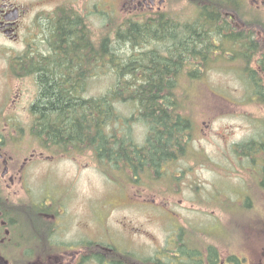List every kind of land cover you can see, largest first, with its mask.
Masks as SVG:
<instances>
[{"label": "flooded vegetation", "instance_id": "flooded-vegetation-1", "mask_svg": "<svg viewBox=\"0 0 264 264\" xmlns=\"http://www.w3.org/2000/svg\"><path fill=\"white\" fill-rule=\"evenodd\" d=\"M184 5L195 10L192 23L183 20ZM105 16L133 26L160 21L158 30H132L133 35L160 34L159 44L150 40L144 48L160 49L164 60L170 52H192L176 60L170 76L175 84L193 79L192 70L211 65L221 55L236 58L256 52V91L250 96L258 115L252 144L257 149L253 154L259 190L264 192V0H0V264H244L246 257L218 253H203L194 260L178 252L183 244L170 257L166 242L144 258L117 244L121 235L116 237L114 231H119L105 221L113 206L110 212L97 207L91 217L84 211L86 220L78 221L83 232L69 239L70 184L49 176L52 167L72 159L70 137L59 141L54 129L46 136L41 129L42 99L45 88L60 96H90L88 86L104 75ZM162 74L168 78L166 67ZM160 97L165 114L166 96ZM247 159H253L252 153ZM167 164L159 166L158 176ZM144 173H127L129 197L135 200L128 203L158 209L155 200L132 191ZM160 212L169 214L166 209ZM116 227L129 245L130 238L143 236L128 223ZM96 228L101 230L94 232Z\"/></svg>", "mask_w": 264, "mask_h": 264}, {"label": "rangeland", "instance_id": "rangeland-1", "mask_svg": "<svg viewBox=\"0 0 264 264\" xmlns=\"http://www.w3.org/2000/svg\"><path fill=\"white\" fill-rule=\"evenodd\" d=\"M180 13L189 23L196 19L190 6L184 5ZM121 26L118 18L105 16L104 37L114 40L113 35ZM115 45L114 53L120 59L139 49ZM256 59V52L247 64L245 59L221 55L211 65L192 70L196 75L193 79L176 84L178 110L191 123L187 144L168 162L161 176L147 171L132 190L149 202L155 200L158 209L142 210L129 204L135 200L129 197L127 173L122 169L102 172L90 152L82 156L71 152L72 159L52 167L50 179L70 184L69 239L80 230L83 232L78 221L86 218L84 211L89 210L91 217L97 207L110 212L113 206L105 221L119 231H114L116 237L121 235L117 244L131 247L144 258L153 256L166 242L170 257L179 244H187L195 253L206 252L209 246L221 256L246 257L244 264H264V192L258 185L261 177L255 170V158L249 160L237 149L257 138L258 111L251 97L256 90L250 78L252 72L256 73ZM109 68H104L101 80L88 86L90 96H82L84 99L102 96L113 87L116 76L114 68ZM114 107L125 126L132 123L129 134L133 144L143 146L148 129L139 118L137 105L123 101ZM163 207L169 214L160 212L165 210ZM120 222L141 230L143 236L130 238L129 245L116 227ZM88 224L93 231L92 224ZM98 230L101 228L94 232Z\"/></svg>", "mask_w": 264, "mask_h": 264}, {"label": "trees", "instance_id": "trees-1", "mask_svg": "<svg viewBox=\"0 0 264 264\" xmlns=\"http://www.w3.org/2000/svg\"><path fill=\"white\" fill-rule=\"evenodd\" d=\"M160 26V21L134 26L123 24L113 35L114 40L105 35L104 68L111 65L116 79L113 87L102 96L87 99L82 96H60L58 92L45 88L46 96L42 99L45 110L41 115V129L46 136L52 134L51 129H54L57 140L63 141L65 137H70L71 152L92 153L98 158L97 163L104 173L122 169L132 174L147 171L157 174L162 163L171 161L173 154L186 145L191 123L178 110L179 102L176 101L178 98L174 92L176 84L171 82L170 76L176 71V60L178 61L181 55L193 54L189 51L179 52V55L170 52L169 58L164 60L160 56V49L144 48L151 44L150 40H156L159 44L160 34L142 32L133 35L132 29L158 30ZM115 44L122 49L126 48L125 46L139 49L120 59L114 53L117 51ZM235 55L243 57L247 64L252 60L254 53ZM164 67L168 70L167 79L163 78ZM255 77L256 73L252 72L250 78L253 90H256ZM160 96H166L168 111L165 114ZM172 99L175 105L172 104ZM123 101L137 105L139 118L148 129L145 143L141 147L133 144L129 127H123L115 110L114 104ZM237 149L243 151L245 158H250L251 153L255 158L257 149L252 142L240 145ZM178 252L193 255L194 260L200 259L203 254L189 250L187 244L178 249ZM206 253L216 254L210 247ZM145 263L142 261L136 264Z\"/></svg>", "mask_w": 264, "mask_h": 264}]
</instances>
